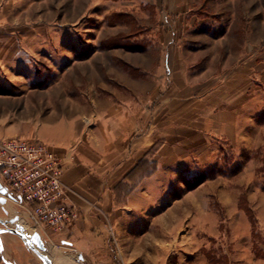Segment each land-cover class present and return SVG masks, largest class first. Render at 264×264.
<instances>
[{
	"label": "rangeland",
	"instance_id": "374dc122",
	"mask_svg": "<svg viewBox=\"0 0 264 264\" xmlns=\"http://www.w3.org/2000/svg\"><path fill=\"white\" fill-rule=\"evenodd\" d=\"M114 107L146 153L112 263L264 264V0H0V137Z\"/></svg>",
	"mask_w": 264,
	"mask_h": 264
},
{
	"label": "crops",
	"instance_id": "0c3cea01",
	"mask_svg": "<svg viewBox=\"0 0 264 264\" xmlns=\"http://www.w3.org/2000/svg\"><path fill=\"white\" fill-rule=\"evenodd\" d=\"M118 110L114 107L111 118L101 119L79 133L77 127L64 125L48 133L41 132L40 139L36 138L50 145L54 153L64 159L63 182L69 190L71 203L79 211L77 219L60 232L48 227L33 229L32 226L26 230L28 235L34 231L41 235L48 246L45 254L53 264H113L114 228L118 234L115 225L123 219L113 213L129 206L122 202L127 184L134 186L131 197L140 194L143 173L138 169L139 160L146 153L144 139L139 142L140 137H130L133 128L123 125L125 115ZM129 202L132 201L129 199ZM7 204L3 208L12 205ZM24 217L26 219L19 221L23 228L27 214ZM67 258L71 263L65 262ZM10 263L45 264L23 238L7 232L0 234V264Z\"/></svg>",
	"mask_w": 264,
	"mask_h": 264
},
{
	"label": "built area",
	"instance_id": "2783aa9c",
	"mask_svg": "<svg viewBox=\"0 0 264 264\" xmlns=\"http://www.w3.org/2000/svg\"><path fill=\"white\" fill-rule=\"evenodd\" d=\"M65 162L46 143L0 138V183L6 197L26 209L39 227L60 232L78 217L63 182Z\"/></svg>",
	"mask_w": 264,
	"mask_h": 264
},
{
	"label": "water",
	"instance_id": "95a60500",
	"mask_svg": "<svg viewBox=\"0 0 264 264\" xmlns=\"http://www.w3.org/2000/svg\"><path fill=\"white\" fill-rule=\"evenodd\" d=\"M6 195H7V192L3 188L2 184L0 183V204L2 206H5L7 204L8 198L6 197ZM18 221H19L18 217L12 218L10 220H4V219L0 218V224H2L5 227H9V224H16ZM9 231H11V229H9ZM15 233L23 237L27 246L34 253L39 255L45 264H53L52 260L48 257V255L45 254L47 252V247H46L41 235L38 232H34L30 236H28L24 233H19L18 231ZM10 264H12V263H10Z\"/></svg>",
	"mask_w": 264,
	"mask_h": 264
},
{
	"label": "bare ground",
	"instance_id": "6f19581e",
	"mask_svg": "<svg viewBox=\"0 0 264 264\" xmlns=\"http://www.w3.org/2000/svg\"><path fill=\"white\" fill-rule=\"evenodd\" d=\"M15 202H16V201H15ZM16 203H17V202H16ZM65 261H70V262H71L72 260H71V259H69V258H67V259H65Z\"/></svg>",
	"mask_w": 264,
	"mask_h": 264
},
{
	"label": "trees",
	"instance_id": "16d2710c",
	"mask_svg": "<svg viewBox=\"0 0 264 264\" xmlns=\"http://www.w3.org/2000/svg\"><path fill=\"white\" fill-rule=\"evenodd\" d=\"M138 169H140V165H139V168ZM145 171H140V173H144Z\"/></svg>",
	"mask_w": 264,
	"mask_h": 264
}]
</instances>
